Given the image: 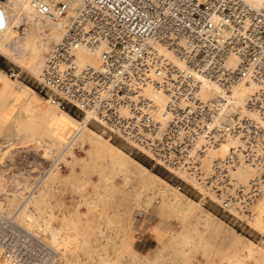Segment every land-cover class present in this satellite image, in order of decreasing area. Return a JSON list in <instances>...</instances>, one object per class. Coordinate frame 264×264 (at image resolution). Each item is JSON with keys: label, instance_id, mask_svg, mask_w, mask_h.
Instances as JSON below:
<instances>
[{"label": "built area", "instance_id": "obj_1", "mask_svg": "<svg viewBox=\"0 0 264 264\" xmlns=\"http://www.w3.org/2000/svg\"><path fill=\"white\" fill-rule=\"evenodd\" d=\"M0 0V32L7 15ZM61 39L46 56L39 93L59 110L89 112L108 139L174 177L242 228L264 194V8L244 0H79ZM54 21L67 0H32ZM82 51L95 63H80ZM223 96L251 88L247 115L221 116ZM164 97L159 107L148 96ZM225 156H213L227 139ZM248 167L253 176L236 179ZM17 212L0 215V254L7 264H51L55 251L23 228Z\"/></svg>", "mask_w": 264, "mask_h": 264}, {"label": "bare ground", "instance_id": "obj_2", "mask_svg": "<svg viewBox=\"0 0 264 264\" xmlns=\"http://www.w3.org/2000/svg\"><path fill=\"white\" fill-rule=\"evenodd\" d=\"M31 1H3V9L7 15V28L0 32V54L19 65L20 68L27 70L37 79L46 56L61 39L63 27L74 16L80 2L79 0H67L69 4L67 15L59 20L50 21L31 7ZM244 1L254 8H264V0ZM21 23L24 25L22 33L19 32ZM46 25L52 27L54 32L53 34L48 33L45 46L38 48L34 45V39ZM50 43L54 44L49 49ZM41 49L45 53L48 51L44 59L41 55ZM77 54L80 63H95L97 61V59L85 57L82 51ZM6 84L5 74L0 71L1 99L9 96ZM201 93L208 97H222L224 101L221 102V116H228L230 122L233 115H247L245 102L251 94V88L247 86L242 85L232 94L223 96L214 84L203 81ZM12 96L16 99V107L10 112L11 116L8 118L10 128L1 131L4 124L0 122V153L11 145L21 143L19 133L24 130L26 125L30 124L33 113H36L40 120H47L45 101L33 103V101L29 100L28 91L23 89H19L17 93L13 92ZM148 96L159 107L163 106L165 99L160 93L151 88L148 89ZM92 118L94 117L89 112L85 113L82 121H76L66 113H53L49 119V136L42 140L44 144L42 154L44 158H47L49 154L48 141L46 139H49V143L52 145L51 148L54 146L53 148L58 151L46 175L40 179L43 181L48 174H59L62 178L74 180L75 169L87 165L89 161L90 154L86 147L96 150V154L100 158V165H98L93 179L98 192L101 195H121L123 198L125 197L132 203L133 215H123L113 221L102 220L91 242L93 245L101 246L105 242L112 240L113 234L118 231L122 230L125 231L124 234L128 233L131 226H133L134 215L137 211L146 217L156 206L171 207L182 216H193L194 223L202 227V229L210 228V225L205 220L206 216H212L209 212L206 211L205 215L201 214L197 210V202L188 199L183 193L178 192L176 188L152 174L147 168L131 159L118 147L108 144L99 133L88 127V123ZM233 144V139L229 138L211 155L225 156ZM62 164H64V170H62ZM233 176L236 179L247 180L253 176V171L248 167L242 166L234 170ZM39 182L37 183L39 184ZM73 189L77 190V187L75 186ZM19 191L1 187L0 202H3L4 196L19 198V195H21ZM33 193L34 189L29 191L25 197L23 196L21 208L27 205ZM61 206V201L57 199L53 206L54 212H59ZM254 210L255 219L264 217V194L256 202ZM24 222L26 230L35 235L39 233L43 236L46 244L56 253L54 260L58 259L62 264H88V258H92L95 261L94 264H124L108 252L97 253L92 256L84 254L83 246L86 244V239L77 234L75 224L66 218L62 221L52 218L46 219L42 218L35 210H31L29 214L25 215ZM181 254L182 250H178L175 253V259H180ZM54 260L51 264H53ZM129 262H136L137 264H166L168 261L165 255L157 252L152 258L142 254H134ZM249 262H264V252L257 244L245 241L238 257L223 264H248ZM0 264H7L1 254Z\"/></svg>", "mask_w": 264, "mask_h": 264}, {"label": "rangeland", "instance_id": "obj_3", "mask_svg": "<svg viewBox=\"0 0 264 264\" xmlns=\"http://www.w3.org/2000/svg\"><path fill=\"white\" fill-rule=\"evenodd\" d=\"M20 25L19 32L22 33L24 25L22 23ZM53 32L54 29L46 25L36 35L34 45L38 48L45 46L48 33L53 34ZM53 44H49V49ZM47 52L45 53L41 49L43 59ZM0 71L5 74L9 93V96L0 98V122L4 124L1 131L10 128L8 118L11 116L10 112L16 107V99L12 93H17L19 89L27 90L29 100L33 103L45 101L47 110V120L42 121L36 116V113H33L30 124L26 125L24 130L19 133L21 143L11 145L0 153V188L17 189L21 193L19 198L4 196L3 202H0V215L9 216L16 211L18 213L17 221L25 229V215L29 214L31 210H35L42 218H46L44 212L45 189L46 184L49 183V218L59 221L66 218L72 221L77 233L86 239L83 250L87 256L108 252L120 262L122 261L121 263L137 264L129 262L134 254L152 258L155 253L159 252L167 257L166 264H223L238 257L245 241L257 244L264 252V217L255 219L254 207L256 203L252 209V218L247 222L248 227L242 228L238 222H234L223 214L216 205L209 201L205 202L202 195L188 187H184L182 193L188 199L198 203L197 210L201 214L205 215L207 211L212 215L205 217L210 228L202 229L194 223L193 216H182L171 207L156 206L146 217L137 211L134 215L133 226L128 233L124 234L125 231H118L113 234L112 240L101 246L93 245L91 242L102 220L113 221L123 215H133L132 203L125 197L101 195L98 192L93 179L97 167L100 165V158L97 156L96 150L86 147L90 154L89 161L87 165L75 169L74 180L62 178L59 174H48L41 181L58 151L53 148L54 146L51 148L49 139H46L49 154L47 158H44L42 154L44 146L42 140L49 136V119L53 113H66L74 120L82 121L85 114L59 110L48 102L49 100L42 93H39L38 78L36 79L27 70L20 68L19 65L8 60L2 54H0ZM88 127L99 133L108 144L118 147L152 174L176 188L179 182L162 169L153 167L146 157L136 153L129 155L130 148L126 144L118 140H109L108 135L96 123L90 121ZM62 170H64V164H62ZM75 186L77 190L73 189ZM33 189L34 193L27 205L21 208L23 198ZM57 199L61 201L62 206L59 212H54L53 206ZM64 202L71 204V209H67ZM19 207L20 209H18ZM36 235L46 243L43 236L39 233ZM140 248L143 250L141 251ZM178 250H182V254L180 259H175V253ZM87 262L94 264L95 261L88 258ZM53 264H62V262L56 259ZM248 264H264V262H249Z\"/></svg>", "mask_w": 264, "mask_h": 264}, {"label": "crops", "instance_id": "obj_4", "mask_svg": "<svg viewBox=\"0 0 264 264\" xmlns=\"http://www.w3.org/2000/svg\"><path fill=\"white\" fill-rule=\"evenodd\" d=\"M45 199H46V203H45V207H44V212H45V217L47 219H49V183L46 184V189H45ZM64 205L66 206L67 209H71V204H69L68 202H64ZM75 220L78 222V220L76 219V217H74ZM79 235V233H77ZM141 251L143 250L142 248H140Z\"/></svg>", "mask_w": 264, "mask_h": 264}]
</instances>
